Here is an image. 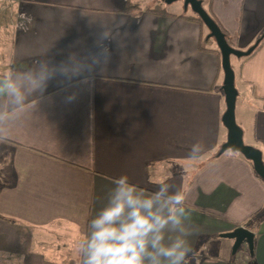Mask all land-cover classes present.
<instances>
[{"label":"crops","instance_id":"0c3cea01","mask_svg":"<svg viewBox=\"0 0 264 264\" xmlns=\"http://www.w3.org/2000/svg\"><path fill=\"white\" fill-rule=\"evenodd\" d=\"M158 1L0 0V264H264V180L239 153L212 159L221 54ZM206 9L238 49L264 33V0ZM231 63L264 159V42ZM238 227L252 252L222 236Z\"/></svg>","mask_w":264,"mask_h":264},{"label":"water","instance_id":"95a60500","mask_svg":"<svg viewBox=\"0 0 264 264\" xmlns=\"http://www.w3.org/2000/svg\"><path fill=\"white\" fill-rule=\"evenodd\" d=\"M165 4H171L180 0H160ZM183 1L185 10L190 9L196 14L209 30L206 41L213 39L216 42L218 50L221 54V65L224 72V81L221 90L225 97L226 109L222 116V122L227 129V139L221 145L218 156H221L227 151L236 152L244 156L253 164L256 174L264 180V159L263 153L260 149L247 145L243 139V129L237 124L236 121V102L238 97V90L235 83V72L232 67L231 58L248 57L264 39V33L255 41V43L246 50L238 49L232 46L226 39L225 33L220 26L211 17V15L203 7V0H181ZM234 239L233 254L237 252L239 247L246 242L252 252L254 245V234L247 228L238 227L230 233L222 235Z\"/></svg>","mask_w":264,"mask_h":264},{"label":"trees","instance_id":"16d2710c","mask_svg":"<svg viewBox=\"0 0 264 264\" xmlns=\"http://www.w3.org/2000/svg\"><path fill=\"white\" fill-rule=\"evenodd\" d=\"M209 3H210V0H203V7L206 9L207 4H209ZM130 11H134V12H133L134 14H138V13L142 12L143 10H142V8H141L140 6L135 5V4H130V3H129L128 6H127L126 9H125V12L128 13V12H130ZM146 11L153 12V13H157V14H160V15H170V13L168 12L167 8L163 6V4L161 3L160 0L158 1V5H156V6L153 7V8L146 9ZM206 11H207V12L211 15V17L215 20V18H214L213 15L211 14L210 10H209V9H206ZM179 17L189 18L190 20H195V21L199 22L200 24L204 25L203 22H202V20H201L196 14H194V13H192L191 15H188L187 13H184V14L179 15ZM215 21H216V20H215ZM216 23H217V21H216ZM217 24H218V23H217ZM222 31H223V30H222ZM223 32H224V31H223ZM224 33H225V32H224ZM225 35H226V39H227V41L231 44V40H230L229 36H228L226 33H225ZM211 41H212V39H210V40H208V41H206V42H204V40H203V44H202L201 48H202V49H206L205 47H206ZM263 42H264V39L260 42V44L256 47V49L252 52L251 55H253V54L256 52V50H257L258 48H260V46L262 45ZM218 52L220 53L219 50H218ZM251 55H250V56H251ZM245 58H246V57H243L242 60L245 59ZM219 157H221V156H218V155L216 154V155L213 156L212 159H216V158H219ZM210 161H211V160L209 159V161H208L207 163H209Z\"/></svg>","mask_w":264,"mask_h":264},{"label":"rangeland","instance_id":"374dc122","mask_svg":"<svg viewBox=\"0 0 264 264\" xmlns=\"http://www.w3.org/2000/svg\"><path fill=\"white\" fill-rule=\"evenodd\" d=\"M161 3L163 4L164 7H166L170 11H184L185 10L183 1H181V0L180 1H175V2H173L171 4H165L162 1H161ZM188 10H186L185 13H188L189 12ZM232 59L236 60V57L232 56ZM234 66H235L236 69L238 68V65H234ZM229 152H231V151H229Z\"/></svg>","mask_w":264,"mask_h":264}]
</instances>
